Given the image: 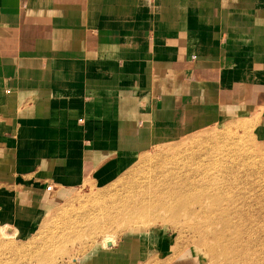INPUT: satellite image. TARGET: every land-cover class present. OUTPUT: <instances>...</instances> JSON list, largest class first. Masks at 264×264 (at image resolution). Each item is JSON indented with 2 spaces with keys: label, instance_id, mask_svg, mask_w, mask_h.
I'll return each mask as SVG.
<instances>
[{
  "label": "crops",
  "instance_id": "crops-1",
  "mask_svg": "<svg viewBox=\"0 0 264 264\" xmlns=\"http://www.w3.org/2000/svg\"><path fill=\"white\" fill-rule=\"evenodd\" d=\"M250 118L264 146V0H0V221L21 232L153 146ZM157 240L74 264H140Z\"/></svg>",
  "mask_w": 264,
  "mask_h": 264
},
{
  "label": "rangeland",
  "instance_id": "rangeland-1",
  "mask_svg": "<svg viewBox=\"0 0 264 264\" xmlns=\"http://www.w3.org/2000/svg\"><path fill=\"white\" fill-rule=\"evenodd\" d=\"M232 121L238 124H233ZM255 121V118L228 120L168 144L153 146L151 150L143 153L152 157L145 164L136 165L134 168L131 165L107 184L97 186L86 184L80 187L64 203L47 210L41 222L35 226L32 224L27 232H21L19 229L16 238L3 239L5 248L2 253V264H74L81 253L99 244L97 236L108 233L117 241L127 231L135 233L136 236L141 234L149 243L156 238L161 239L157 240L159 244L153 245L151 251L149 250V257L146 256L148 262H144L146 258L142 257L143 261L140 264L154 263L160 259L167 262L185 251L191 252L199 260V264H228L225 258L219 257V254L218 257L209 254L207 245L199 240L203 235H210L207 234L211 232L209 223L200 216L192 217L193 215L189 216L187 213L198 210L194 205V197L210 192L214 181H220L223 177L231 183L234 194H241L252 203L257 202L253 208L256 214L254 216L256 221L260 220L257 221L259 225H264V146L255 138L252 128ZM184 158L187 160L184 161ZM184 163L190 170L203 174V183L194 187V191L190 192L193 194L186 193L188 196L185 194L188 201L187 199L185 201L183 196L185 203L182 204L189 211L183 210L182 204H179V208H174L176 213L154 206V214L159 213H156V220L155 216L151 217L152 220L149 218L150 221L146 218L144 223L134 219V224H128L126 215H117L121 209L126 208L123 200L125 192L142 188L145 192L147 189H150L149 191L160 189L162 186H153L156 183L154 180L161 182L164 179L161 173L171 172V176L182 173ZM144 181L152 187H144ZM144 196L152 199L155 192ZM186 203L189 206L188 204L185 206ZM157 208L161 210L156 211ZM105 222L109 224L103 228L89 227L92 223ZM207 243L213 245L214 241L207 238ZM16 247H20L19 253ZM201 257H204L205 261H201ZM221 260H224V263Z\"/></svg>",
  "mask_w": 264,
  "mask_h": 264
},
{
  "label": "bare ground",
  "instance_id": "bare-ground-1",
  "mask_svg": "<svg viewBox=\"0 0 264 264\" xmlns=\"http://www.w3.org/2000/svg\"><path fill=\"white\" fill-rule=\"evenodd\" d=\"M232 122L233 124H238V122L235 121ZM150 158L152 157L145 156V154H141V156L138 157V159L132 164V168H134V166L136 165L141 166L145 164V162H147ZM185 160L187 159L184 158V161ZM183 166L184 169L182 173H175L172 176L170 175L171 172H166L163 174L161 173V175L164 178L163 180H161V182L154 180L156 182L154 183V181H152V183H154L153 186L156 187L162 186V188L160 189L157 190L151 189L152 191H149L150 189H147V192H145V190L142 188L136 190L132 189V191L125 192V196L123 200L125 201L126 208L121 209L122 211L117 213V215L118 216L120 214H123V216L126 215L125 219L128 222V224L131 223L134 224L135 223L134 219H139L140 222H143L144 220L146 221V218H148L147 221H150L149 218L151 219V217L153 218L155 216L154 220H156L155 219L157 217L156 213L158 212L154 214V208H153L154 206L155 207L158 206L160 208H163L164 210L170 209V211L169 210L167 211L169 212L172 211V213H174L175 212L174 210L179 208L180 206L179 204L185 203L183 202L184 200L183 196H185V201H186L187 199L186 195L193 194V193L190 194V192H192L194 187L199 186L203 183L202 181L203 174L196 173L193 169L190 170L189 168H187V164L185 163ZM223 171L225 172V170ZM149 182L151 183V180H149ZM145 186L147 188L152 187V186H148V183L144 181V187ZM163 187H165L166 189H163ZM231 188H232L231 183L227 182L226 179H223L222 177L220 181L218 180L214 181L213 186L210 189L211 190L210 192L206 194L197 195V198L194 197V205L197 206L198 210H194L193 212L189 211L186 209V207L184 208L183 204H182L183 208L182 207L181 208L183 210L186 209L185 211H189L190 213L185 212L189 216L193 215L192 217H194V215H196V216H200V218L201 217L204 218L206 222L209 223V225L211 226V227L209 226L211 228V232L207 233L210 235H206V236L203 235L204 237L202 236V238L199 239L207 245L206 247L208 248L209 254H211L212 256L216 255L217 257H218L217 254H219V257L222 256L223 258H225L228 264H264V225L263 224L259 225V223L257 222V221L260 222L259 219L256 221V217L254 216L256 215L254 214L255 210H253L257 202L252 203L247 200V197L242 196L241 194L240 195H236V193L234 194ZM137 190H141V191H137ZM151 192H155V196H153L152 199H148L147 196L146 197L144 196L145 194L148 195ZM201 192L202 191H200V193ZM187 204L188 203H186L185 206ZM159 209L157 208V210L156 209L155 210L159 211ZM106 212H108V210H106ZM119 219L118 221H120ZM165 219L167 220V218ZM138 221L136 220V222ZM115 222H117V219L115 220ZM107 224L109 223L108 222L95 223V224L92 223L89 224V227L103 228ZM119 225L121 224L119 223ZM197 229L198 228L196 226V230ZM18 233H19L18 226L11 224L9 222H3V221L0 222V264L3 263L2 253H4L3 250L5 248L3 239L6 240L9 238L12 239L16 238V236H18ZM96 238H99L98 245L103 248H107L109 245H113L116 242L113 239V236H111L108 233H104V235L101 234ZM207 238L213 239L214 244L208 245ZM10 242H12V240ZM13 245L15 246V244ZM21 245L23 244H20V246ZM200 259L201 261H205L204 257H201ZM223 261L221 260V262Z\"/></svg>",
  "mask_w": 264,
  "mask_h": 264
}]
</instances>
